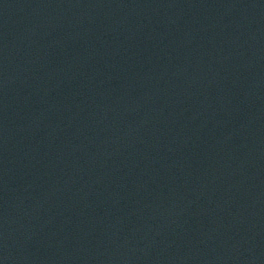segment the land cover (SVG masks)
<instances>
[{"label":"water","instance_id":"1","mask_svg":"<svg viewBox=\"0 0 264 264\" xmlns=\"http://www.w3.org/2000/svg\"><path fill=\"white\" fill-rule=\"evenodd\" d=\"M0 264H264V0H0Z\"/></svg>","mask_w":264,"mask_h":264}]
</instances>
